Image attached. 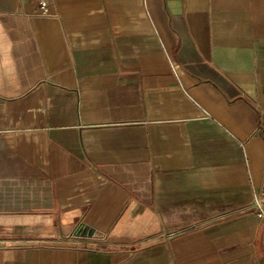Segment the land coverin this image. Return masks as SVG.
Wrapping results in <instances>:
<instances>
[{"label":"crops","instance_id":"crops-1","mask_svg":"<svg viewBox=\"0 0 264 264\" xmlns=\"http://www.w3.org/2000/svg\"><path fill=\"white\" fill-rule=\"evenodd\" d=\"M0 0V264H264V0Z\"/></svg>","mask_w":264,"mask_h":264},{"label":"built area","instance_id":"built-area-1","mask_svg":"<svg viewBox=\"0 0 264 264\" xmlns=\"http://www.w3.org/2000/svg\"><path fill=\"white\" fill-rule=\"evenodd\" d=\"M35 2L41 14H49V2L47 0H35ZM249 208H251L259 218L264 219V184L260 190L253 193V198L249 204Z\"/></svg>","mask_w":264,"mask_h":264}]
</instances>
